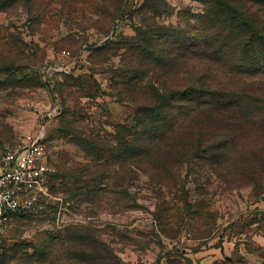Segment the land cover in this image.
Instances as JSON below:
<instances>
[{
  "label": "rangeland",
  "instance_id": "1",
  "mask_svg": "<svg viewBox=\"0 0 264 264\" xmlns=\"http://www.w3.org/2000/svg\"><path fill=\"white\" fill-rule=\"evenodd\" d=\"M149 2L25 0L1 9L0 71L8 70L0 73V141L19 142L45 123L54 184L41 212L18 214L0 228V264H264V175L251 182L231 161L230 173L193 159L160 184L141 175L93 200L63 198L80 187L85 166L98 164L83 142L98 139L99 148L100 136L115 141L116 125L132 121L135 107L116 98L111 72L124 57L120 44L136 36L139 7ZM157 10L156 17L143 15L158 26L195 24L202 5L160 0ZM107 40L116 50L101 52ZM62 49L87 56L68 60ZM47 55L73 74L45 72L53 62ZM93 74L107 77L109 86L100 80L99 88ZM88 76L102 99L95 118L86 106Z\"/></svg>",
  "mask_w": 264,
  "mask_h": 264
},
{
  "label": "trees",
  "instance_id": "2",
  "mask_svg": "<svg viewBox=\"0 0 264 264\" xmlns=\"http://www.w3.org/2000/svg\"><path fill=\"white\" fill-rule=\"evenodd\" d=\"M149 1L139 7L136 36L120 44L124 57L111 72L116 98L135 107L132 121L116 125L115 141L100 136L99 148L98 139L83 142L98 164L83 168L80 187L62 192L66 202L114 193L112 184L121 189L141 175L160 184L193 159L229 173L231 161L251 182L264 175V0H198L195 24L161 26L143 15H159L160 0ZM248 1L262 8L252 9ZM20 2L25 4L0 0V11ZM116 44L107 40L101 52ZM66 74L73 72L51 76ZM106 260L100 253V263Z\"/></svg>",
  "mask_w": 264,
  "mask_h": 264
},
{
  "label": "built area",
  "instance_id": "3",
  "mask_svg": "<svg viewBox=\"0 0 264 264\" xmlns=\"http://www.w3.org/2000/svg\"><path fill=\"white\" fill-rule=\"evenodd\" d=\"M61 54L69 60L76 59L67 49H62ZM49 70L68 73L71 69L64 61H53L45 67V72ZM46 130L42 122L19 142H0V228L14 215L39 213L45 207L54 171L48 158Z\"/></svg>",
  "mask_w": 264,
  "mask_h": 264
},
{
  "label": "crops",
  "instance_id": "4",
  "mask_svg": "<svg viewBox=\"0 0 264 264\" xmlns=\"http://www.w3.org/2000/svg\"><path fill=\"white\" fill-rule=\"evenodd\" d=\"M37 56H39V57H41L42 55H31L30 57L31 58H34L35 59V57H37ZM48 56V59L50 60V61H53V59H54V55H47ZM87 55H82V57H86ZM69 60V59H68ZM68 64V63H67ZM73 72V71H72ZM94 76H93V78L96 80V81H98L99 82V88H100V80L102 81V82H104L102 85L104 86V88L106 87H108L109 85H108V83H109V80H108V78L107 77H100V74H93ZM92 78L90 77V76H88V84H87V87H88V93H87V97H85V100H87V103H86V106H87V110H88V112H89V114H90V117L91 118H95V117H97V116H100V100H102L101 98H100V91L99 92H97L96 91V89H95V86H94V84H92V83H90V80H91ZM93 80V79H92ZM104 80V81H103ZM92 98H91V97ZM111 103H113V102H111ZM86 120H88V119H86Z\"/></svg>",
  "mask_w": 264,
  "mask_h": 264
}]
</instances>
